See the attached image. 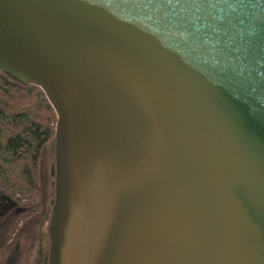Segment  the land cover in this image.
Masks as SVG:
<instances>
[{
	"label": "water",
	"instance_id": "95a60500",
	"mask_svg": "<svg viewBox=\"0 0 264 264\" xmlns=\"http://www.w3.org/2000/svg\"><path fill=\"white\" fill-rule=\"evenodd\" d=\"M0 73L57 116L49 264H264V0H0Z\"/></svg>",
	"mask_w": 264,
	"mask_h": 264
},
{
	"label": "trees",
	"instance_id": "16d2710c",
	"mask_svg": "<svg viewBox=\"0 0 264 264\" xmlns=\"http://www.w3.org/2000/svg\"><path fill=\"white\" fill-rule=\"evenodd\" d=\"M57 116L44 92L0 73V191L26 204L40 201L37 167L54 140Z\"/></svg>",
	"mask_w": 264,
	"mask_h": 264
},
{
	"label": "rangeland",
	"instance_id": "374dc122",
	"mask_svg": "<svg viewBox=\"0 0 264 264\" xmlns=\"http://www.w3.org/2000/svg\"><path fill=\"white\" fill-rule=\"evenodd\" d=\"M56 150L53 141L39 158L36 175L39 202L26 204L0 191V264H49L56 196Z\"/></svg>",
	"mask_w": 264,
	"mask_h": 264
}]
</instances>
